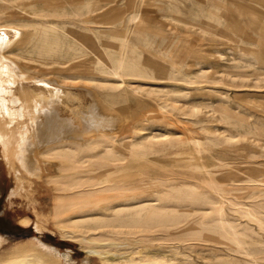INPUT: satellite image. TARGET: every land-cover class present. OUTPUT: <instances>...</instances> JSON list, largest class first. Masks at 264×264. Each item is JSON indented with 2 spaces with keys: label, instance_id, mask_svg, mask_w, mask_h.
Here are the masks:
<instances>
[{
  "label": "rangeland",
  "instance_id": "obj_1",
  "mask_svg": "<svg viewBox=\"0 0 264 264\" xmlns=\"http://www.w3.org/2000/svg\"><path fill=\"white\" fill-rule=\"evenodd\" d=\"M0 12V35L5 37L0 43L3 88L18 94L21 101L25 97L20 87L47 96L57 89L58 113L69 115L71 107L76 108L74 129L115 134L118 141L109 148L98 146L84 161L65 153L48 156L47 162L35 147L38 175L19 169L22 189L0 146V261L26 251L30 242L39 239L59 252L61 258L49 256V264H63L65 252L69 264H103L97 255H87L77 242L60 235L55 220L65 210H53L61 195L62 201L71 203L92 195L90 190L97 191L92 195L96 201L79 200L80 210L67 211L76 217L110 213L102 209L104 199L120 193H140L141 198L151 199L153 190L170 192L168 183L207 190L213 177L234 186L250 185L236 179L245 178L251 170L264 174V0H0ZM42 31L48 38L40 55L36 54L42 48L37 35ZM123 37L131 44L124 51L137 62L140 74L124 75V84L112 89L107 83L120 80L93 68V61L107 60L100 55L104 51L117 57ZM4 55L18 68L10 66ZM92 95L98 98L101 112L111 113L109 119L101 121L98 115L90 122L79 108L92 103ZM17 103L14 114L19 109V114L29 113L26 101ZM4 120L0 115V124ZM152 136L154 146L162 150L143 156L138 142ZM10 161L19 168L13 158ZM232 169L236 173L229 174ZM59 174L62 177L54 179ZM228 176L235 180L229 182ZM191 216L146 233L165 236L161 239L142 242L137 240L139 234L130 235L132 243L118 248L117 254L136 251L144 244L150 252L170 254L171 246H177L191 264H219L221 246L213 241L177 242L169 237L185 229ZM23 217L26 225L20 222ZM108 217L101 220L96 215L80 228L101 226L106 219L107 225L96 233L134 232ZM258 246L264 248V244ZM245 259L240 264H255ZM258 264H264V259Z\"/></svg>",
  "mask_w": 264,
  "mask_h": 264
},
{
  "label": "bare ground",
  "instance_id": "obj_2",
  "mask_svg": "<svg viewBox=\"0 0 264 264\" xmlns=\"http://www.w3.org/2000/svg\"><path fill=\"white\" fill-rule=\"evenodd\" d=\"M137 15L138 14L131 17L133 22L138 18ZM52 27L54 29L58 28L53 25ZM55 34V30H53L55 41L60 43ZM4 38L3 35H0V43ZM37 38L38 41L42 43V48L37 49L36 54L41 55L45 53V40L48 38V34L46 31H42L37 35ZM129 42L127 38L120 40L118 44L120 49L117 57L111 58L110 54L104 51V54L100 55H105L107 60L95 59L93 61V68L99 69L120 80V82L115 81L107 83L112 89L120 88V86L124 84V75L139 76L140 74L136 65L137 62H135L131 55H126L124 51L125 48L131 45ZM58 50H60L59 46L55 47L56 53L59 52ZM131 52L133 51L131 50ZM4 57L6 56L4 55L2 58ZM6 58L9 60V65L11 64L14 66H12L13 68H18L14 61L10 60L8 57ZM8 62L6 61V63ZM6 66H8V64ZM19 70L20 69H18V72ZM0 71L2 72V70ZM159 71L161 72L160 69ZM19 74H22V76L25 75L22 72H19ZM51 80L52 79H50V82ZM45 82L47 83L48 81L46 80L44 83ZM3 85L2 79H0V115L5 116L4 122L0 124V146L7 166L15 172L16 182L18 186H20L19 189L23 187V177L20 174L21 170L31 175H38L39 166L38 157L34 152L36 149L35 147L38 149L37 155L47 162L49 161L48 156H64L65 153L69 156H78L79 161H84L86 157L91 156L90 153L98 146L109 148L118 142L116 138H114L115 134L108 135L103 132L104 134L101 133L96 135L95 133L94 135V130L91 131L85 128L86 131H81L74 129V119L77 118L76 108L73 109V107H71V114L69 115H60L57 108V104L60 103V95H58L59 90L57 91V89L54 93H48L47 91L49 94V96H47L44 94L45 92H37L30 87H20L22 90L20 94L25 97L22 101L24 100L28 103L27 105H30V111H28L29 113L23 111L25 114H23V112L19 114V109L17 113L14 114L13 110L17 109L15 107H19V105H15V103H19V101L22 102L19 100L21 98L18 94L16 95V93L13 94L14 96L11 95L7 90L9 88H3ZM86 90L87 92L91 91L90 89ZM138 90L139 88L137 87L134 92ZM70 93L71 92H66L65 95L68 97ZM8 94L12 97H8ZM92 97V103L86 106H78L84 110V115L88 117L90 122V118L98 115H100L98 117H101V121L102 118H108V115L111 113L106 110L101 112L103 109L98 105V98L95 95H92ZM23 106L26 107V104ZM73 113H76V116ZM25 116H27L28 119L26 118L27 120L23 121ZM82 118L87 120L85 117ZM90 124L92 125V123ZM83 126L85 127V125ZM82 130H84V128ZM90 132H92V134ZM83 133L85 135L91 134L89 135L90 137L88 136L89 139H82L85 136ZM226 138L232 137L228 136ZM141 139L144 140L138 142V150H140L139 152L142 153L143 156L149 157V155L155 151L162 150V148L159 149V147L154 146V142L152 141L153 136L146 139L141 137ZM160 144L164 143L161 142ZM10 158H13L15 162L18 163L19 168L13 167ZM254 171L255 170H251L249 173L247 172L245 178L236 179L242 182H249L251 183L250 185L233 186V184L230 183L225 184L222 181H217L215 177H213L210 181V188L207 190L199 189L192 184L177 185L168 183L166 186L170 189V192L153 190L155 197L151 199L141 198L140 193H120L118 197L104 199L102 209L108 210L110 213L104 212L102 214L84 213L76 217H70L71 215L67 214V211L73 210L74 207H79V200L86 201V203L88 201H96V198L92 196L97 192L96 190L88 191V194L90 193L92 195L80 198L76 202L72 201L71 203L62 201L63 195H61L57 199L53 212L56 213V210L64 209L65 214L57 218L55 224L62 237L77 242L87 255H97L99 259L103 261V264H191V260L182 252L180 253V249L178 250L177 246H171L172 250H170V254L150 252L146 244L139 247L136 251L130 250L123 255L117 254L118 248L128 247L132 243L130 235L135 233L139 234V239L137 240L142 242H151L161 239L165 236H149L146 233L152 232L156 227L179 224L186 215L191 214V219L185 224V229H180L179 232H174L172 234L170 233L169 237L176 239L175 241L177 242L190 238L213 241V243L218 244V247L221 246V251L218 253L219 256H217L219 264H240L241 262H247L245 258L258 264L260 260L264 259V256L261 255L264 253V248L258 246L260 243L264 244V237H262V234H264V174H259L258 172L253 173ZM233 173H236L234 169L229 172V174ZM61 177L62 175L59 174L56 175L54 179L58 180ZM152 178L154 177H151V179ZM227 179L229 182L235 180L233 177L229 176ZM157 181L163 184L160 179ZM111 189L114 191L119 190L113 186H111ZM78 210H80V208H78ZM96 215L101 216V220L104 219V216L112 217L113 220L118 221V226L132 227L134 228V232L120 231L111 234L108 232L96 233L95 230L97 228H102L107 225L109 221L106 219L101 226L86 227V231L80 228L81 223L85 221L89 222V220H92ZM22 221L25 222V219L23 218ZM119 235H122V237H119ZM23 252L3 258L0 264H49V256L60 257L56 248L47 245L39 239H37L36 242H30L28 249L24 253ZM67 255L66 252L61 255L64 257L63 264H69Z\"/></svg>",
  "mask_w": 264,
  "mask_h": 264
},
{
  "label": "crops",
  "instance_id": "obj_3",
  "mask_svg": "<svg viewBox=\"0 0 264 264\" xmlns=\"http://www.w3.org/2000/svg\"><path fill=\"white\" fill-rule=\"evenodd\" d=\"M23 218H25V217H23ZM23 218H22V219H23ZM22 219H21L20 222H21L22 224H25V222H23ZM25 225H26V224H25ZM0 238H1V237H0ZM1 242H2V238H1ZM0 244H1V243H0Z\"/></svg>",
  "mask_w": 264,
  "mask_h": 264
}]
</instances>
